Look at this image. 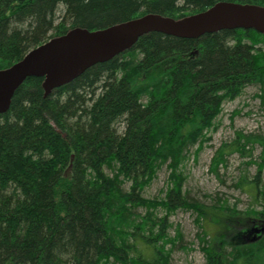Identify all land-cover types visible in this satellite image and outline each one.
Listing matches in <instances>:
<instances>
[{"label":"trees","instance_id":"16d2710c","mask_svg":"<svg viewBox=\"0 0 264 264\" xmlns=\"http://www.w3.org/2000/svg\"><path fill=\"white\" fill-rule=\"evenodd\" d=\"M218 1L0 0V69L76 26L94 30L152 12L180 18ZM42 82L27 77L0 114V264H170L183 239L180 227L168 231L179 208L196 214L206 264H264V133L238 131L212 160L216 171L227 155L251 157L261 146L247 162L256 174L235 184L251 198L245 208L190 200L181 171L224 100L253 84L264 96L262 33L152 31L48 95ZM164 164L166 196L144 197Z\"/></svg>","mask_w":264,"mask_h":264},{"label":"water","instance_id":"95a60500","mask_svg":"<svg viewBox=\"0 0 264 264\" xmlns=\"http://www.w3.org/2000/svg\"><path fill=\"white\" fill-rule=\"evenodd\" d=\"M237 28L254 29L264 35V5L221 0L180 18L152 12L94 30L73 27L31 48L11 66L0 69V114L9 110L15 91L27 77H43L42 86L49 93L92 65L132 48L149 32L199 38L206 33Z\"/></svg>","mask_w":264,"mask_h":264},{"label":"rangeland","instance_id":"374dc122","mask_svg":"<svg viewBox=\"0 0 264 264\" xmlns=\"http://www.w3.org/2000/svg\"><path fill=\"white\" fill-rule=\"evenodd\" d=\"M259 84L247 86L243 93L230 100H224L222 110L212 121L213 126L208 130V138L204 140L200 149L197 144L190 147L189 154L181 166L184 177L183 191L190 200L212 203L216 199H227L239 208H245L251 202L249 195L235 186L242 173L247 172L251 177L257 172L256 164H248L250 160L256 161L261 152V146H253L251 157H245L239 152L226 156V163L211 169L212 160L216 150L223 142H231L236 133H264V96ZM108 173L112 171L106 168ZM170 170L164 164L156 172V176L142 190L146 198H164L168 188ZM261 187L264 189V171L261 175ZM126 188L129 184L125 185ZM140 214L146 213L145 208H138ZM158 217L165 215V209H157ZM196 214L192 210L179 208L169 216L173 224L169 228L171 236L175 234V227H180L183 234L182 241L174 247L170 264H206V259L200 249L196 222ZM170 247V245L168 246ZM111 264H119L112 262Z\"/></svg>","mask_w":264,"mask_h":264},{"label":"bare ground","instance_id":"6f19581e","mask_svg":"<svg viewBox=\"0 0 264 264\" xmlns=\"http://www.w3.org/2000/svg\"><path fill=\"white\" fill-rule=\"evenodd\" d=\"M42 87H43V86H42ZM55 88H57V87H55ZM55 88H53V89H55ZM43 89H44V88H43ZM53 89H52V90H53ZM52 90H51V91H52ZM51 91H50V92H51ZM50 92H49V93H50ZM49 93H46V92H45V89H44V94H45V95H48Z\"/></svg>","mask_w":264,"mask_h":264}]
</instances>
